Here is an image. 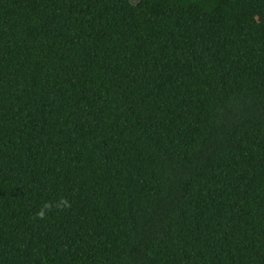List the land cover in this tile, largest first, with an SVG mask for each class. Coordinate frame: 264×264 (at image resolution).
<instances>
[{"label":"trees","instance_id":"obj_1","mask_svg":"<svg viewBox=\"0 0 264 264\" xmlns=\"http://www.w3.org/2000/svg\"><path fill=\"white\" fill-rule=\"evenodd\" d=\"M0 264H264V0H0Z\"/></svg>","mask_w":264,"mask_h":264},{"label":"rangeland","instance_id":"obj_2","mask_svg":"<svg viewBox=\"0 0 264 264\" xmlns=\"http://www.w3.org/2000/svg\"><path fill=\"white\" fill-rule=\"evenodd\" d=\"M133 3H137L138 2V0H131Z\"/></svg>","mask_w":264,"mask_h":264}]
</instances>
